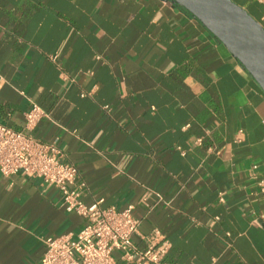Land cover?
<instances>
[{
  "label": "crops",
  "instance_id": "0c3cea01",
  "mask_svg": "<svg viewBox=\"0 0 264 264\" xmlns=\"http://www.w3.org/2000/svg\"><path fill=\"white\" fill-rule=\"evenodd\" d=\"M32 102L49 117L30 133L77 166L85 204H132L171 263L264 264V90L175 0H0V123L23 130ZM84 223L56 186L0 172V264Z\"/></svg>",
  "mask_w": 264,
  "mask_h": 264
},
{
  "label": "built area",
  "instance_id": "2783aa9c",
  "mask_svg": "<svg viewBox=\"0 0 264 264\" xmlns=\"http://www.w3.org/2000/svg\"><path fill=\"white\" fill-rule=\"evenodd\" d=\"M258 1L264 5V0ZM24 117L23 130L0 123V172L4 176L24 172L40 178L46 185L56 186L65 209L85 219L76 233L47 237L44 256L32 264H183L167 260L171 245L159 232L154 230L147 236L140 234L142 220L134 214L132 204L121 209L104 208L102 198L85 204L82 187L77 184V166L62 160L56 141H42L30 133L49 114L32 102ZM261 185L264 195V182ZM220 199L223 200V194ZM263 219L262 214L255 217L253 223L262 226ZM136 235L142 236L144 245L135 241ZM216 262L217 257H213L211 264Z\"/></svg>",
  "mask_w": 264,
  "mask_h": 264
},
{
  "label": "water",
  "instance_id": "95a60500",
  "mask_svg": "<svg viewBox=\"0 0 264 264\" xmlns=\"http://www.w3.org/2000/svg\"><path fill=\"white\" fill-rule=\"evenodd\" d=\"M196 16L264 90V26L234 0H175Z\"/></svg>",
  "mask_w": 264,
  "mask_h": 264
},
{
  "label": "rangeland",
  "instance_id": "374dc122",
  "mask_svg": "<svg viewBox=\"0 0 264 264\" xmlns=\"http://www.w3.org/2000/svg\"><path fill=\"white\" fill-rule=\"evenodd\" d=\"M236 3H238L239 4V2H238V0H234ZM241 2V1H240Z\"/></svg>",
  "mask_w": 264,
  "mask_h": 264
}]
</instances>
